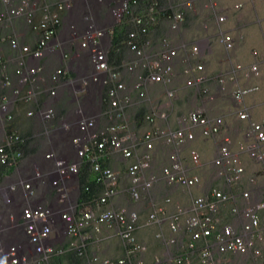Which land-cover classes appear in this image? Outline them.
<instances>
[{
  "label": "built area",
  "instance_id": "built-area-1",
  "mask_svg": "<svg viewBox=\"0 0 264 264\" xmlns=\"http://www.w3.org/2000/svg\"><path fill=\"white\" fill-rule=\"evenodd\" d=\"M9 3L11 0H4ZM75 0H65L59 8H72ZM130 0H119L113 6L112 17L119 20L129 8ZM38 0H22L20 6L12 9L13 16H27L29 24L35 29L42 30V37L38 40L36 48L32 50L24 46L23 51L28 53L29 59L21 62L23 65L18 73L22 76V83L35 76L41 69L40 60L47 52L55 50L51 44L58 34L61 18L58 13L52 12L49 6L43 9V17L39 23L34 22ZM208 7L212 11L220 9L218 0H210ZM237 9L242 7L236 4ZM89 8L81 11L80 18L72 20L71 30L67 42H73L81 38L82 47L87 50L86 57L77 56V67L80 76V91H85L89 85L97 89L90 99L79 103L76 112L65 118L62 124L61 136L58 140L51 141V153L47 158L52 161H39L32 159L29 165H23L17 171L14 179L6 185L0 186V264H43L53 255L62 252L64 245L69 249H78L80 252L85 248V240L82 233L92 223L107 224L110 227H118L119 234L126 244L127 254L137 256L145 250L136 237L140 216L136 211L126 208L108 209L96 215L94 210L87 208L86 211L78 212L79 184L77 174L84 159L93 163V170L98 173V181L106 188L103 196L98 200V205L108 203L109 199L117 193L119 177L117 171L103 166L101 160L108 153H119L124 158L134 161L128 166V175L132 182V195L135 199L140 194L146 193L157 181V176L152 175L148 180L142 177V172L151 167L153 150L156 142L167 145H181L196 138V131L200 130L203 136H212L220 133L224 121L221 117L211 118L202 110H195L188 118L181 120V127L173 130L169 127L157 128L148 131L142 136L132 133L125 119L124 108L131 103L132 98L127 86L120 81V74L112 72L107 61V48L103 41L107 23ZM1 13L0 17H5ZM225 13L218 16V22L226 20ZM173 28L178 29V20L182 15L178 14ZM142 20H138L141 23ZM135 37V34H132ZM220 43L227 50L235 46L234 38L230 33H220ZM13 47H18L17 40L12 41ZM132 49L141 59L139 64L143 71L148 73L139 75L134 88L144 97L142 88L146 83L171 84L173 82V67L177 56L176 50H167L157 57H150L145 52L132 45ZM196 54L200 53V47H194ZM67 56V55H66ZM134 65L129 66L132 71ZM199 66V69H202ZM237 69H242L237 64ZM251 72L258 76L260 68L254 64ZM64 70L58 69L52 76L54 82H59L60 75ZM206 77L199 75L194 80L187 82L188 85L199 86L205 82ZM110 81H115L116 86L109 90L110 104L121 120L120 125H110L99 128L100 104L96 100L101 97V90ZM224 83V78L220 80ZM259 89V86H246L234 92L236 100ZM223 90L225 87L223 86ZM207 92V91H205ZM77 96V91L75 92ZM174 89L169 90L168 96H174ZM51 95H56L52 90ZM211 100L214 95L209 97ZM7 106L4 107L6 109ZM42 118L54 115V109L46 106L39 113ZM249 114L240 113L241 119H247ZM125 120V122H124ZM124 122V123H123ZM248 142L245 147L252 158L264 161V126L258 122L251 123L250 132L247 134ZM12 137L5 136L0 125V157L3 163L14 162L20 153L10 154L6 152L7 146L11 145ZM16 139L18 137L16 136ZM192 159L198 163L200 155L197 151L191 152ZM170 165L163 168V176L170 183L184 187H193L200 182L198 176H189L185 173L182 164L173 155ZM215 179L223 180L232 187L241 182L245 173L239 156L230 148V140L226 138L220 147L218 155L214 159ZM230 198L225 191L212 188L206 194L194 199L188 208L179 207L171 215V229L175 234L179 233V225L182 218L186 217V230L191 237L188 244L190 254L195 253L197 242L207 241V245L199 251L200 264H221L220 259L225 255H232L234 259L224 264H264V229L261 225V213L264 211V191L257 190L253 194L244 193L245 204L235 206L233 212L237 217L232 225L219 226L218 214L224 202ZM164 207H159L162 212ZM151 221L157 220V214L150 216ZM241 227V229H239ZM214 235L213 242L209 238ZM178 241L177 237L171 239V243ZM102 264H125V259H106ZM135 264H143L138 260ZM170 264H192L187 261L183 254L178 256Z\"/></svg>",
  "mask_w": 264,
  "mask_h": 264
},
{
  "label": "bare ground",
  "instance_id": "bare-ground-1",
  "mask_svg": "<svg viewBox=\"0 0 264 264\" xmlns=\"http://www.w3.org/2000/svg\"><path fill=\"white\" fill-rule=\"evenodd\" d=\"M199 1L201 2L202 0ZM218 1L220 3V9L218 11L220 13L224 12L227 16L225 22L218 23L215 15V17L211 18V23L207 20L203 21L207 24L202 23L200 33L194 27L195 22H191L190 29H180L184 23L182 22L179 30H171L169 32V35H172V42H169V48L177 51V57L173 68V82L171 84L174 89L175 85L179 84L178 82H187L188 78L190 79L191 77V79H193L199 74H203L208 78L210 82L208 87L213 93L217 94L215 100L210 101L206 96L203 98L197 97L195 98L196 103L200 104V107L195 104L192 105L212 118H223L224 125L220 133L212 136H203L201 131L197 130L195 140L181 145H166L157 142L153 150L151 167L142 172L141 175L145 180H148L152 175H156L159 180L153 184L152 188L147 193H144L140 200L133 198L131 192L132 182L128 175V166L134 160L124 158L120 154V162L124 165L119 166L116 161L110 160L114 157V154L119 153H108L104 160L110 168L117 171L119 184L117 187V193L109 199L107 204L98 205L99 207L95 214L99 215L105 210L117 208H126L129 211L138 212L140 220L136 236L138 241L146 247V250L140 255L144 264H156L158 260H162L164 257L168 256L169 250L174 246L176 248H174V254L177 255L176 253H178L190 239V235L186 232V217H184L180 221L179 234L176 236L178 241L176 240L175 243H171V240H169L173 236V231L170 225L171 215L178 210V206L184 207L186 205L187 207L185 206L184 208L189 207L190 200L186 197L187 191L191 192L195 190L197 194L200 192L206 194L209 186L217 184L222 190L227 191V189H232L234 195L233 199L235 198L234 200L239 206L245 204L246 199L243 195L245 192L253 194L257 190L264 191V161L253 159L245 147L248 142L247 134L250 132L251 123L258 122L264 126V0ZM203 2L204 5H200L198 11H200L202 17L205 18L210 9L208 10L206 6L207 0H203ZM236 4H241L242 7L237 9L235 8ZM0 7H2L1 1ZM195 12H197V8L193 13ZM63 17L64 22L59 31L58 41H61L68 32V12H64ZM221 29L233 35L235 40L234 49L227 50L219 42L218 34ZM24 30H26V34L24 33ZM0 34L2 36H17L22 43L30 45H33L35 40L39 37L36 32L29 28L24 20H16L11 24L2 25ZM27 34L34 36H31L32 38L28 39ZM196 42H198L203 48L202 52L204 53L207 49L209 55L203 65H199L203 66L202 70H198L199 66L194 68V64L197 63L198 59L193 51L195 45L191 47L188 46L189 43L193 44ZM55 45L59 46L58 43ZM7 48H9V50ZM81 49L80 44L77 43L71 50L69 49L70 58L66 60L54 53L47 54L42 60L43 69L40 76L45 81L50 82L51 75L64 63V65L69 67V78L76 77L75 58L72 57V55L75 51ZM0 54L5 56L7 70L11 75L13 86L18 85L20 83V78L16 74L15 69L18 66L17 60L20 56V52L13 50L9 42H1ZM51 57H53L55 66L52 68L50 76L47 77L45 75L46 73H44V70L46 69V60ZM237 64H241L243 68L237 69ZM254 64L259 65L260 75L258 76L254 75L250 70L251 66ZM182 68L185 69L183 74H187L184 77L178 73V69ZM212 75H216V77L210 79V76ZM221 76L224 77L226 92L220 90L222 89V83L219 82V77ZM212 80L216 82L213 83ZM246 86H259V89L244 95L239 101L236 100L233 95L234 92L239 88ZM167 88L168 87L162 83H148L145 87V101H147L146 99L151 95L149 90L155 92L164 90L166 93L163 97L154 94L150 98V101L155 100V102H159V100L163 101L167 98L170 101L174 100L167 96ZM195 91L203 96L197 86H195ZM136 97L137 95H135V98ZM189 105V102L186 106L184 103L181 104L177 107L175 114H173V111V113H169L170 117L177 116L178 112L184 111ZM207 106L210 108L217 106L218 109L211 112L209 108L207 109ZM161 110L162 112L165 111L164 109ZM14 111L17 115H26L27 113L26 110L24 111V109L22 110L20 107L16 106L14 107ZM242 112L248 113L249 117L247 119H241L240 113ZM161 116L164 118L162 121L160 120V122H157V119H155L152 124L156 125V123H159L158 125L160 127L163 126L164 120L166 122L167 115L160 114V117L158 115V118H161ZM109 122H106L104 117L101 119L102 124ZM179 123H181V119ZM226 138H229L230 140V148L232 152L239 156L242 165L245 167V174L239 186H235V188H229L222 181L217 182L214 177L216 167L212 157L215 156L214 153L216 148L218 155L219 149L224 144ZM261 148L264 151V145H262ZM172 149L174 151H172ZM192 150H196L199 153L200 163L196 164L193 162L191 156ZM158 151H166L167 154L165 163L163 161V164L160 167H157L156 164V154ZM173 154L179 157L187 175L198 176L200 178V182L197 185L193 187H184L170 184L165 180L162 176V170L164 166L171 164L170 156ZM160 191H163V193L161 196H158V192ZM165 196H167L166 199L163 198ZM158 198H160V200H158L160 202L155 201ZM143 207L144 211L142 210ZM159 207H164V210L157 213ZM220 212H223L222 214H225L226 217L229 216L227 207H224ZM153 213L157 214V220L151 221L150 216ZM236 217L237 214L232 217L230 223H234ZM230 223L228 225H232ZM221 224L222 223H220V226L223 227ZM183 227L185 228L184 231H182ZM239 229H241V227ZM82 237L85 239L88 249L92 253V257H94L93 264H100L104 259H118L127 256L126 244L119 234L118 227H110L107 224L92 223L83 232ZM185 255L188 260L189 253ZM162 262L167 264L170 261L165 258Z\"/></svg>",
  "mask_w": 264,
  "mask_h": 264
},
{
  "label": "trees",
  "instance_id": "trees-1",
  "mask_svg": "<svg viewBox=\"0 0 264 264\" xmlns=\"http://www.w3.org/2000/svg\"><path fill=\"white\" fill-rule=\"evenodd\" d=\"M190 0H132L130 9L124 14L122 19L117 22L113 28L110 30L111 42L110 47L108 49V63L112 70V72L120 73L124 76L123 79H129L130 75L127 72L128 67L131 63H138V58L135 56V52L131 49L133 44H136L139 49L148 51L151 54H158L162 51H165L169 48V32L172 30L171 26L174 21L175 15L182 14L183 15V24L182 30L184 28L190 29L191 22H195V29L200 33V27L204 20L209 21L211 23V18L215 17V14H211L210 17L205 16L202 17L198 8L200 5H204L203 0L200 2L199 0H194L197 8V12H194V6L191 8L186 7V3ZM141 18L142 22L139 24L137 20ZM173 32V31H172ZM202 32V31H201ZM135 34V37L131 36ZM0 36V42H6L10 40L9 36L3 37ZM172 40V39H171ZM4 44V43H3ZM199 46L200 53L196 54L197 63L194 64V68L203 65L206 61L205 55L208 54L207 49L203 53L202 47L198 42L189 43L188 46ZM9 50V48H7ZM140 68V66L136 67ZM181 70L185 71L184 68ZM179 71V69H178ZM141 73V71H140ZM148 73L147 70L143 72L144 75ZM180 74V73H179ZM129 75V76H128ZM217 75V74H216ZM216 75L210 76L211 78L216 77ZM6 76L10 77V83L12 82L11 75L9 74L6 66L5 56H1L0 58V104L5 102L6 99L10 98L13 94L14 88H11V85H5L7 83ZM183 77L186 74L182 75ZM208 80V79H207ZM212 82H216L212 80ZM210 84L209 80L203 82L200 85V93L203 96H207L208 93L205 91H210L208 87ZM115 84L110 83L103 90L104 97V106H103V115L106 122L110 121L109 124L120 125L122 124L120 120L116 122V116L118 112L114 113L111 111L108 91L110 88L114 87ZM195 89V88H194ZM12 90V91H11ZM34 90L37 92L36 99H29L28 93ZM135 95L137 97L135 98ZM48 93L46 91V87L44 84L38 82H28L17 100L15 101V106L20 107L24 111L26 110V115H17V113L13 110L11 112V119L7 122V132L8 134H17L20 137V140H13L12 146L9 148L11 151H20L23 155V158L29 157L32 154H35L40 150L41 140L43 139V130L46 126V122H41L36 117V113L41 109L44 101L47 99ZM133 101L124 108V113L128 119V126L132 133L139 136L143 131L154 130L159 126V123L156 125L152 124L149 117H154L153 114L156 112L157 122L161 119L160 114H166L170 116V108H176L178 104L181 105V101L178 99L177 102L171 101H160L153 102L145 101V99L138 97V92L134 91L132 93ZM65 100L63 99L60 103L57 104L58 113L55 117V122L58 121L59 117L64 112ZM164 107H168V110L163 111ZM191 108H186L182 112H178L177 120L179 121L184 116H186ZM32 112L34 116H29L28 113ZM170 119V117H169ZM151 122V123H150ZM124 123V122H123ZM168 124V123H167ZM180 127L178 126H169L171 129H176ZM103 165L108 166L104 162ZM14 169V166H10L7 164H2L0 162V182L3 181L4 177L10 174ZM78 184H79V197H78V212L86 211L87 208L94 209V212L97 211V201L103 196L106 191L105 185L98 181V173L93 170V163L90 160L84 159L80 165L78 172ZM240 183L233 186H239ZM225 191V190H224ZM230 195V198L224 202L220 208L222 211L224 207H227L229 216L224 220L222 226L228 225L235 216L233 213V209L237 205L235 202V198L233 199V190L230 189L225 191ZM230 211V212H229ZM221 213V212H220ZM219 213V214H220ZM231 214V215H230ZM220 217V215H219ZM262 224L264 227V211L262 212ZM220 225V224H219ZM215 239L214 235L209 238V242H213ZM187 240V239H186ZM200 249L204 248L207 245V241L203 240L198 242L197 244ZM62 252H58L53 255L47 262L43 264H93L94 257H92V253L89 251L88 246L85 247L82 252L78 249H69L68 244L64 245L62 248ZM189 252V248L187 244L183 249H181L177 255L187 254ZM135 262L134 257H127L125 264H133Z\"/></svg>",
  "mask_w": 264,
  "mask_h": 264
},
{
  "label": "clouds",
  "instance_id": "clouds-1",
  "mask_svg": "<svg viewBox=\"0 0 264 264\" xmlns=\"http://www.w3.org/2000/svg\"><path fill=\"white\" fill-rule=\"evenodd\" d=\"M1 1V3H2V7H0V14L1 13H5L6 14V16L5 17H0V33H1V26L2 25H4V24H11L12 22H14V21H16V20H24L25 22H26V24L29 26V28H31L32 29V31H34V32H36L38 35H39V37L35 40V42H34V44L33 45H30V44H25V43H22L21 42V40L17 37V36H9L10 37V40L8 41L9 42V44H10V46H11V48L13 49V50H17V51H19L20 52V56L18 57V60H17V62H18V66L16 67V69H15V72H16V74L19 76V78H20V83L18 84V85H15V86H13V83H10V77L9 76H6V81H7V83H5V85H11L15 90L13 91V94H12V96L10 97V98H8V99H6L5 100V102H3L2 104H0V125H2V127H3V130H4V135L5 136H9V137H12V139H11V145H9V146H7V148H6V152H8V153H10V154H13V153H20V156L19 157H16V159H15V161L14 162H11V163H3L2 161H1V157H0V162L2 163V164H7V165H10V166H14V169H13V171L10 173V174H8V175H6L5 177H4V179H3V181L2 182H0V186H2V185H6L7 183H8V181H10L11 179H14L15 177H16V175H17V171L19 170V168H21L23 165H29L30 164V162H31V160L32 159H37V160H39V161H48V162H50V161H52V159L53 158H47V155L49 154V153H51V152H53L52 150V147L50 146V142L51 141H55V140H58V141H60V137L61 136H65V134H63V132H62V129H61V127H62V124H63V121L65 120V118L67 117V116H69V115H72L74 112H76V109H77V107H78V105H79V103L80 102H82V101H85V100H87V99H90L91 98V96L93 95V93H94V91L97 89L94 85H89L87 88H85L86 90L85 91H80V84H81V81H80V76H79V72H78V67H77V56H79V55H81L82 57H86V54H87V50H85L83 47H82V45H81V43H82V40H81V38H77V39H75V40H80V46H81V50H77V51H75V53H73V55H72V57H74L75 58V69H76V72H77V76L76 77H74V78H69V67L67 66V65H64V63L60 66V67H58L57 69H56V71L51 75V77H50V82H47V81H45L41 76H40V73L42 72V69H43V66H42V60L45 58V56L47 55V54H49V53H54V54H57L58 56H60L62 59H64V60H66V59H69L70 58V55H69V53H70V51H69V49L71 50L72 48H73V46L75 45L74 44V41L75 40H73V42H67L66 40H67V38H68V35H69V33H70V30H71V24H72V20H74L75 19V17L76 18H80V16H81V11L82 10H84L85 8H89V9H91L92 11L95 9L96 10V14H94V15H98V16H100L101 17V19H105V21H106V23H107V28L105 29L106 31H105V36H104V38H103V41H104V43H105V45H106V48H107V61H108V49H109V47H110V42H111V35H110V30L113 28V26L117 23V22H119L121 19H122V17L124 16V14L130 9V6H131V1L132 0H130L129 1V8H128V10L123 14V16L119 19V20H116V19H114L113 17H112V13H111V10H112V8H113V6H115V4L117 3V1H119V0H75L74 2H73V4H72V8L71 9H69V8H64V9H60L59 7L61 6V5H64V3H65V0H38V3H37V11H36V13H35V16H34V22L35 23H39V21L42 19V17H43V14H44V12H43V9L46 7V6H49V8H50V10L52 11V12H55V13H58V15L60 16V18H61V20H62V22H61V25L58 27V34H57V36L54 38V40L51 42V44L55 47V50H53V51H49V52H47L46 53V55L40 60V66H41V69L39 70V72H37V74L35 75V76H31L27 81H26V83H22V76L18 73V70L23 66V65H21V62L22 61H24V60H28L29 59V54L28 53H26V52H24L23 51V47L24 46H29L32 50H34L35 48H36V45H37V43H38V40L42 37V30H38V29H35L34 27H33V25H31V24H29L28 23V21H27V16L26 15H22V16H13V15H11L10 14V11L12 10V9H14V8H16V7H18V6H20L21 5V3H22V0H11L9 3H5V1L4 0H0ZM209 1L210 0H207V2H206V6H207V8L208 9H210V7H208V4H209ZM220 4V3H219ZM191 6L193 7L194 6V11H196V6H195V2H194V0H190V1H188L187 3H186V7L187 8H191ZM236 8V7H235ZM241 8V7H240ZM211 10V9H210ZM212 11V10H211ZM64 12H68V27H67V29H68V32L66 33V35L64 36V38L63 39H61V41H58V36H59V31H60V28H61V26L63 25V22H64V17H63V13ZM215 15H216V17H217V21H218V16L220 15V14H223L224 12H219L218 10L217 11H212ZM181 14V13H180ZM178 15V14H177ZM177 15H175V18H174V21H173V23H172V26H171V28H172V30L173 31H177V30H179V28H180V26H181V24H182V22L184 21L183 20V15H182V20H178V24H179V26H178V29H175V28H173V25L175 24V21H177L176 20V17H177ZM226 15V14H225ZM227 17V16H226ZM141 18H139L138 20H140ZM138 20H137V23H138ZM142 20V19H141ZM219 23V22H218ZM140 24V23H139ZM221 31L222 32H225V33H229V32H227V31H224V30H219V34H218V40L220 39V33H221ZM231 34V33H230ZM232 35V34H231ZM0 36H2L1 34H0ZM132 36V35H131ZM233 36V35H232ZM3 37H6V36H3ZM2 37V38H3ZM234 38V37H233ZM13 40H17V42H18V47L17 48H15V47H13V45H12V41ZM219 42H220V40H219ZM234 42H235V40H234ZM1 43V42H0ZM56 43H58L59 44V46H56L55 44ZM222 44V43H221ZM224 46V45H223ZM235 47V46H234ZM131 49H132V46H131ZM234 49V48H233ZM133 50V49H132ZM142 50V49H141ZM167 50H170V48H168V49H166L165 51H167ZM172 50V49H171ZM173 50H175V49H173ZM134 51V50H133ZM144 52H145V54H147V55H149L150 57H157V56H159V54L160 53H162V52H164V51H162V52H160V53H158V54H151V53H149L148 51H145V50H143ZM193 51H194V48H193ZM135 52V51H134ZM194 54H196L195 52H194ZM199 54V53H198ZM67 55V56H66ZM1 56L3 57V55L2 54H0V58H1ZM135 56L138 58V63H131L129 66H131V65H134L135 66V68L131 71L130 69H129V67H128V73H129V75H130V77H129V79H123L124 78V76H122L120 73V81L121 82H124L125 83V85L127 86V90L130 92V94H131V98H132V93L134 92V91H137L135 88H134V85H135V83L137 82V80H138V77H139V75H144L143 74V69H142V67H141V65L139 64V62H140V58L137 56V54H136V52H135ZM177 57V56H176ZM176 59V58H175ZM175 62V61H174ZM108 65H109V63H108ZM174 65V64H173ZM138 66H140V68H137L136 69V67H138ZM110 67V66H109ZM203 67V66H202ZM174 68V67H173ZM58 69H62V70H64V73L63 74H61L60 75V78H59V82L57 83V82H54L53 80H52V76L57 72V70ZM111 69V68H110ZM203 69V68H202ZM202 69H199V67H198V70H202ZM112 71V70H111ZM140 71H141V73H140ZM199 75H203V74H199ZM199 75H197V76H199ZM145 76V75H144ZM197 76H195V78L197 77ZM205 76V75H204ZM206 77V76H205ZM224 77L223 76H221V77H219V82H221L220 80L221 79H223ZM207 77H206V80L205 81H207ZM129 80H130V84H129ZM190 80H194V78L193 79H190ZM189 80V81H190ZM38 82V83H41V84H44V86L46 87V91H47V93H48V97H47V99L44 101V103H43V105H42V107H41V109L35 114L36 115V117L38 118V120L39 121H41V122H46V126L44 127V130H43V139L41 140V147H40V150L38 151V152H36L35 154H32V155H30L29 157H24L23 158V155H22V153L20 152V151H18V150H16V151H11L12 149H10V151H9V148L12 146V144H13V140H15V141H18V140H20V137H19V135H17V134H8V132H7V122L11 119V112L14 110V107H15V101L17 100V98L19 97V95L21 94V92L23 91V89L25 88V86L27 85V83L28 82ZM188 82V81H187ZM110 83H113V84H115L114 86H116L117 85V83L115 82V81H110L109 82V84ZM222 83V82H221ZM108 84V85H109ZM148 83H146L144 86H143V88H142V90H143V92L145 93V96L144 97H141L139 94H140V92L139 91H137L138 92V97H140V98H145L146 97V89H145V87H146V85H147ZM155 84V83H154ZM163 84V83H162ZM172 84V83H171ZM171 84H169V85H167V84H164V85H166L168 88H167V96H168V92H169V90H172V89H174L173 87H172V85ZM108 85H105L103 88H102V90H101V97H100V99H98V100H96V102L98 101L99 103H101L100 104V116H99V120H98V122H99V124H98V126H99V128H102V127H107V126H110V125H114V124H109V123H105V124H102L101 123V119L104 117V115H103V106H104V97H103V90H104V88L106 87V86H108ZM188 85V84H187ZM201 85V84H200ZM200 85L199 86H197V85H188V86H197L198 88H200ZM223 86L225 87V90H223ZM11 87V88H12ZM113 88V87H112ZM222 89H220L222 92H226V86L224 85V83H222V87H221ZM111 89V88H110ZM109 89V90H110ZM52 90H55L56 91V95H54V96H52L51 95V92H52ZM77 91V96L75 97V92ZM174 91H175V89H174ZM220 91V92H221ZM175 93H176V91H175ZM174 93V96L173 97H169L170 99H174L175 97H176V94ZM207 93H208V95L206 96L210 101H213V100H215V98H216V96H217V94H215V93H213V91H207ZM211 95H214L215 96V98L213 99V100H211L209 97L211 96ZM234 95V94H233ZM108 96H109V91H108ZM36 97H37V92H35L34 90H31L29 93H28V98L29 99H36ZM65 100V109H64V112L62 113V115L59 117V119H58V121L57 122H55L54 120H55V117L57 116V113H58V109H57V104L58 103H60L62 100ZM132 101H133V98H132ZM131 101V102H132ZM109 103H110V97H109ZM110 105V108H111V111H113L114 113H116L117 111L115 110V109H113L112 108V106H111V104H109ZM129 105V104H128ZM5 106H7L6 107V109H4V107ZM46 106H50V107H52L53 109H54V115L53 116H51V117H47V118H42L41 116H40V112H41V110L42 109H44ZM195 110H200V109H194V110H192V111H190L186 116H184L181 120H183L184 118H188L189 117V115H190V113H192L193 111H195ZM204 113V112H203ZM205 114V113H204ZM28 115L29 116H34V114L32 113V112H29L28 113ZM115 116H116V118H115V120H116V122L119 120L118 118H117V114H114ZM156 112L153 114V116L154 117H149V119H150V121L151 122H154L155 121V119H156ZM206 115V114H205ZM208 116V115H207ZM210 117V116H209ZM212 118V117H211ZM125 119H126V122H127V125H128V119H127V116L125 115ZM121 121V120H120ZM124 122H125V120H124ZM180 127H181V123H180ZM180 127H178V128H176V129H179ZM128 128H129V126H128ZM157 128H164V127H160V126H157ZM156 128V129H157ZM156 129H154V130H147V131H144L143 133H141V135H139V137L140 136H142L143 134H145L146 132H148V131H155ZM176 129H173V130H176ZM130 130V129H129ZM131 131V130H130ZM16 136L18 137V139H16ZM195 140V139H194ZM0 141H2V140H0ZM188 142H190V141H188ZM2 143L3 144H5L6 142H5V140L4 141H2ZM157 143V142H156ZM160 143H162V142H160ZM186 143V142H185ZM167 145V144H166ZM44 149H46V152H43V150ZM193 151V150H192ZM191 151V152H192ZM196 151V150H195ZM173 155H175V154H173ZM173 155H171L170 156V159H171V157L173 156ZM192 156V155H191ZM176 157L178 158V160L180 161V159H179V157L176 155ZM105 158H106V156L104 157V160H105ZM254 159V158H253ZM102 160H103V158H102ZM101 160V162H102V164H103V161ZM193 160V159H192ZM200 161V160H199ZM171 162H172V159H171ZM193 162H194V160H193ZM180 163H181V161H180ZM194 163H196V162H194ZM199 163V162H198ZM198 163H196V164H198ZM182 164V163H181ZM170 165V164H169ZM104 166V165H103ZM168 166V165H167ZM183 166V165H182ZM107 167H109V166H107ZM165 167V166H164ZM163 167V168H164ZM163 171V170H162ZM215 174V173H214ZM245 174V173H244ZM77 176H78V174H77ZM162 176H163V173H162ZM244 176V175H243ZM164 177V176H163ZM157 178H158V176H157ZM159 180V178L157 179V181ZM166 180V179H165ZM216 180V179H215ZM77 181H78V178H77ZM157 181H155V182H157ZM167 181V180H166ZM217 182L218 181H222L223 183H224V181L223 180H216ZM168 182V181H167ZM169 183V182H168ZM155 184V183H154ZM225 184V183H224ZM173 185H175V184H173ZM234 186V185H233ZM232 186V187H233ZM132 187V186H131ZM229 187V186H228ZM232 187H229V188H232ZM152 188V187H151ZM150 188V189H151ZM212 188H217V187H215V186H213ZM211 188V189H212ZM149 189V190H150ZM210 189V190H211ZM217 189H220V188H217ZM148 190V191H149ZM220 190H222V189H220ZM147 191V192H148ZM224 191V190H223ZM132 192V191H131ZM146 192V193H147ZM144 195V193H142V194H140V198L139 199H141V197ZM244 195V194H243ZM202 196V195H201ZM78 197H79V193H78ZM197 197H199V196H197ZM197 197H195V198H197ZM134 198V197H133ZM194 198V199H195ZM135 199V198H134ZM139 199H136V200H139ZM194 201V200H193ZM77 202H78V198H77ZM107 204V203H106ZM97 206H98V201H97ZM236 206H239V205H236ZM92 210H94V209H92ZM220 212V211H219ZM234 213V212H233ZM235 214V213H234ZM261 215H262V213H261ZM218 218H219V214H218ZM140 220V219H139ZM219 224H220V222H219ZM139 225V224H138ZM261 225H262V227H263V224H262V217H261ZM220 226V225H219ZM221 227V226H220ZM224 227V226H223ZM264 229V228H263ZM85 231V230H84ZM83 231V232H84ZM186 232H187V230H186ZM83 234V233H82ZM179 234V233H178ZM178 234H175L174 232H173V236L169 239V240H171L173 237H176ZM137 237V236H136ZM84 239V238H83ZM85 240V239H84ZM138 240V239H137ZM191 241V237H190V239L185 243V245L187 244V247H188V244H189V242ZM200 241H203V240H200ZM200 241H198V242H200ZM198 242H197V244H198ZM140 243V242H139ZM175 243V242H174ZM85 244H86V241H85ZM141 244V243H140ZM143 245V244H142ZM185 245H184V247H185ZM144 246V245H143ZM85 247H87V244L85 245ZM145 247V246H144ZM183 247V248H184ZM182 248V249H183ZM197 250L195 251V253H193V254H190V250H189V254L190 255H192L191 257H193L194 255L196 256V255H198V257H199V251L201 250L200 248H199V246L197 245ZM203 249V248H202ZM145 250H146V247H145ZM144 250V251H145ZM181 250V249H180ZM143 251V252H144ZM143 252H141L139 255H137V256H132V257H134V259H135V262L133 263V264H135L138 260H142L141 258H140V255L143 253ZM126 254H127V249H126ZM181 255V253L179 254V255H176L175 256V258H173L170 262H172V261H174L178 256H180ZM185 257H186V255L185 254H183ZM229 255V254H228ZM226 256V255H225ZM129 258V257H131V256H129L128 254H127V256L126 257H124V258H118V259H125V263H126V258ZM224 256H222L221 258H223ZM200 259V258H199ZM199 259L196 261V264H200L199 263ZM104 260H106V259H104ZM104 260H102L101 262H100V264H102V262L104 261ZM111 260H117V259H111ZM143 261V260H142ZM220 261H221V259H220ZM170 262H168L167 264H170ZM221 264H224V263H222V262H220ZM144 264V263H143ZM156 264H165V263H163L161 260H158L157 261V263ZM193 264V263H192Z\"/></svg>",
  "mask_w": 264,
  "mask_h": 264
},
{
  "label": "rangeland",
  "instance_id": "rangeland-1",
  "mask_svg": "<svg viewBox=\"0 0 264 264\" xmlns=\"http://www.w3.org/2000/svg\"><path fill=\"white\" fill-rule=\"evenodd\" d=\"M209 10V9H208ZM211 14H213V12L212 11H210L209 10V13H208V15L207 16H209L210 17V15ZM23 29V28H22ZM180 29H182V26H181V28ZM28 31V30H27ZM24 33L26 34V30H24ZM28 33V32H27ZM28 35V34H27ZM31 36H34V35H28L27 37H28V39H30V38H32ZM169 42L171 41L172 42V36H170L169 38ZM77 43H80V40H75L74 41V46H76V44ZM173 44V43H172ZM173 45H175V44H173ZM208 57H209V55L207 54V55H205V58H207L208 59ZM49 60H51V61H49ZM47 62H48V64H47ZM55 65H54V60H53V57H51V58H49L48 60H46V69L44 70V73H46L45 75L48 77V76H50V74L52 73V68L54 67ZM178 73H180V75H184V74H186V73H184L183 74V70H181V69H179V71H178ZM187 75V74H186ZM190 79H191V77H190ZM189 78L187 79V81H189L190 80ZM178 80V79H177ZM179 84H177V85H175V91H176V97L174 98V100H171V102H177V100L179 99L182 103L181 104H185V106L188 104V102H189V106L188 107H190L192 110H194V109H196V107L195 106H193L192 104H195L196 106H199L200 107V104H198V103H196V99L195 98H200V97H204V96H201V95H199V93L198 92H196L195 91V87L194 86H188L187 85V82H183V81H181V82H178ZM182 87V88H181ZM150 92H151V95L146 99V100H148V101H150V98L155 94V95H159V96H162L163 97V95H166V93L164 92V90H161L160 92H155V91H151V90H149ZM184 91V92H183ZM149 92V93H150ZM180 93V94H179ZM194 96H196V97H194ZM161 97V98H162ZM186 97V98H185ZM183 99V100H182ZM190 99V100H189ZM186 100V101H185ZM195 102H194V101ZM153 101V100H152ZM163 101H170L168 98L167 99H165V100H163ZM153 102H155V100L153 101ZM215 103V102H214ZM213 103V104H214ZM178 106H180V104H178L177 106H176V108L174 107V108H170V112H172L173 114H175L176 113V111H177V107ZM187 107V108H188ZM212 107V106H211ZM209 108V110L211 111V112H213V110H217L218 108H217V106L215 107H212V108H210L209 106H207V109ZM164 110H168V107H164L163 108ZM175 110V111H174ZM169 117L170 116H168L167 115V117H166V122H165V120H164V124H163V126H161V127H169V126H178V124L180 125V123H179V121L176 119L177 118V116L175 115L174 117L172 116V117H170V119H169ZM172 118V119H171ZM161 121L164 119L163 118V116H161ZM168 119V120H167ZM172 121V122H171ZM158 122H160V121H158ZM168 123V124H167ZM166 124H167V126H166ZM172 151H174L173 149H172ZM43 152H46V149H44L43 150ZM160 155V156H159ZM166 151H158L157 152V154H156V157H157V160H156V164H157V167H160V166H162V164H163V161H164V163H165V161H166ZM214 157H212L213 159H215V157H216V155H217V148H216V150H215V153H214ZM120 154H114V157L112 158V159H110V160H113V161H116L117 163H118V165L119 166H123L124 164L122 163V162H120ZM164 158V159H163ZM113 161H111V162H113ZM199 163H200V161H199ZM213 186H215V187H217V188H220L221 189V187L219 186V185H217V184H213V185H211V186H209L208 188V191L210 190V188H212ZM163 193V191H160V192H158V196H161V194ZM187 194H186V197L190 200V203H189V207L192 205V202H193V200H194V198L195 197H197V196H201V195H204V192H200V193H198L197 194V192L195 191V190H193V191H187L186 192ZM203 193V194H202ZM140 196V195H139ZM163 198H167V196H165V197H163ZM191 198V199H190ZM140 200V199H139ZM158 200H160V198H158V199H156L155 201H157V202H160V201H158ZM185 205V204H184ZM186 206V205H185ZM184 206V207H185ZM180 206H178V208H179ZM187 207V206H186ZM143 211H144V207H143V209H142ZM223 212H221V214H220V217H219V220H220V223H222L223 224V222H224V220L227 218L226 216H225V214H222ZM233 222V221H232ZM230 224H233V223H230ZM184 227L182 228V231H184ZM184 238V237H183ZM185 239V238H184ZM174 248H175V246L174 247H172V249H170L169 250V253H168V256H166V257H164V259L165 258H167V259H169V261H171V259L172 258H175V254H174ZM183 248V247H182ZM176 249V248H175ZM177 251H178V249H177ZM192 255H190L189 254V258H188V262L189 263H193V264H196V261L199 259V257H198V255H194L193 257H191ZM164 259H162L161 261H164ZM232 259H234L233 258V256L232 255H226V256H224L223 258H221V262L222 263H228L230 260H232ZM248 262V264H249V261H247Z\"/></svg>",
  "mask_w": 264,
  "mask_h": 264
}]
</instances>
